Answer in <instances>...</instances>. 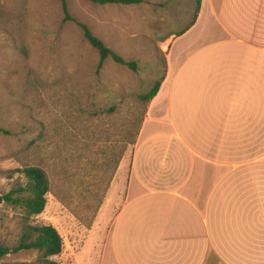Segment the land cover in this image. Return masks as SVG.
<instances>
[{
    "label": "rangeland",
    "instance_id": "374dc122",
    "mask_svg": "<svg viewBox=\"0 0 264 264\" xmlns=\"http://www.w3.org/2000/svg\"><path fill=\"white\" fill-rule=\"evenodd\" d=\"M66 4L71 19L61 0H0V128L7 131H0V243L16 244L24 225V210L3 196L25 183L16 169L37 165L49 191L34 222L52 224L63 239L52 258L97 264L122 202L128 162L115 180L117 170L131 157L145 116L141 95L163 75L165 50L194 20L196 8L195 0ZM79 22L135 67L107 58L97 71L98 53ZM36 259V251L24 250L2 262Z\"/></svg>",
    "mask_w": 264,
    "mask_h": 264
},
{
    "label": "crops",
    "instance_id": "0c3cea01",
    "mask_svg": "<svg viewBox=\"0 0 264 264\" xmlns=\"http://www.w3.org/2000/svg\"><path fill=\"white\" fill-rule=\"evenodd\" d=\"M125 161L97 264H264V0H201Z\"/></svg>",
    "mask_w": 264,
    "mask_h": 264
},
{
    "label": "trees",
    "instance_id": "16d2710c",
    "mask_svg": "<svg viewBox=\"0 0 264 264\" xmlns=\"http://www.w3.org/2000/svg\"><path fill=\"white\" fill-rule=\"evenodd\" d=\"M98 4H135L141 0H90ZM62 9L65 18L71 19L66 0H61ZM201 0H195V18L198 14ZM194 18V20H195ZM194 20L177 35L185 32L194 22ZM83 31L84 38L88 43L96 49L99 60L97 64V71H99L104 61L111 58L114 62L123 65H129L134 68L136 63L134 61H127L121 55L109 48L98 36H96L91 29L84 23H78ZM161 78L154 83L151 89L141 95V98L148 102L157 93ZM1 132L7 131L0 128ZM22 173L25 180L24 184H18L11 188L3 196L7 203L18 206L24 210L23 221L24 225L20 237L16 244L10 246L0 243V264H25L20 262L3 263L2 259L9 253H17L24 250H33L37 253L36 264H61L59 261L53 259V256L59 255L63 249V239L57 228L50 223L34 222V217L42 213L46 205V194L49 191L48 177L43 168L37 165L25 166L21 169H16Z\"/></svg>",
    "mask_w": 264,
    "mask_h": 264
},
{
    "label": "water",
    "instance_id": "95a60500",
    "mask_svg": "<svg viewBox=\"0 0 264 264\" xmlns=\"http://www.w3.org/2000/svg\"><path fill=\"white\" fill-rule=\"evenodd\" d=\"M1 200V199H0Z\"/></svg>",
    "mask_w": 264,
    "mask_h": 264
}]
</instances>
